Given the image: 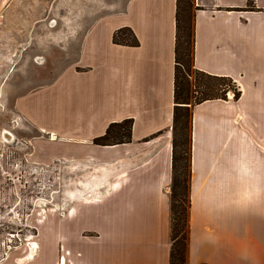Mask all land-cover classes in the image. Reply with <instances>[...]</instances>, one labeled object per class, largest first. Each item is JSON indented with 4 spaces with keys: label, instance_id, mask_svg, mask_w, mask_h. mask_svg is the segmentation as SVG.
Instances as JSON below:
<instances>
[{
    "label": "crops",
    "instance_id": "1",
    "mask_svg": "<svg viewBox=\"0 0 264 264\" xmlns=\"http://www.w3.org/2000/svg\"><path fill=\"white\" fill-rule=\"evenodd\" d=\"M123 5L88 25L58 75L17 97L35 164L93 172L73 212L45 215L59 222L53 257L39 258L52 247L38 234L6 264H169L177 0ZM193 6L194 67L231 77L240 97L192 107L187 264H264V0ZM125 27L135 45L114 43ZM123 120L129 142L94 143Z\"/></svg>",
    "mask_w": 264,
    "mask_h": 264
},
{
    "label": "rangeland",
    "instance_id": "2",
    "mask_svg": "<svg viewBox=\"0 0 264 264\" xmlns=\"http://www.w3.org/2000/svg\"><path fill=\"white\" fill-rule=\"evenodd\" d=\"M125 1L9 0L0 10V264L26 256L38 234L52 247L39 258L53 257L59 222L45 215L73 212L82 182H90L87 177L93 172L91 166L78 162L35 164L27 141L36 131L16 110L17 97L58 75L76 57L75 43L88 25L109 10L121 9ZM21 33L23 40H17L15 35ZM228 95L233 97V92ZM189 131L190 126L182 134L189 136ZM182 164L179 160L178 172H183ZM91 208L84 204L79 213L92 214Z\"/></svg>",
    "mask_w": 264,
    "mask_h": 264
},
{
    "label": "trees",
    "instance_id": "3",
    "mask_svg": "<svg viewBox=\"0 0 264 264\" xmlns=\"http://www.w3.org/2000/svg\"><path fill=\"white\" fill-rule=\"evenodd\" d=\"M193 0H177L176 43L174 65V113L172 148V183L170 185V242L169 264H187L189 236V192L190 138L182 132L190 126L191 107L209 99H226L228 91L233 92V100L240 97V91L231 77L217 76L197 70L193 65ZM114 43L135 45L136 38L128 28H120L114 33ZM132 123L123 120L109 125L104 134L93 141L101 145H113L130 141ZM178 133H177V132ZM180 132V133H179ZM180 134V138L178 135ZM182 154L178 155V148ZM188 148V151H187ZM179 160L183 161L182 171H177ZM188 192V193H187ZM187 197V202L185 198Z\"/></svg>",
    "mask_w": 264,
    "mask_h": 264
},
{
    "label": "bare ground",
    "instance_id": "4",
    "mask_svg": "<svg viewBox=\"0 0 264 264\" xmlns=\"http://www.w3.org/2000/svg\"><path fill=\"white\" fill-rule=\"evenodd\" d=\"M4 136L11 141H15V137L13 135L8 134L7 132H4ZM53 137L54 135L52 134V138Z\"/></svg>",
    "mask_w": 264,
    "mask_h": 264
},
{
    "label": "built area",
    "instance_id": "5",
    "mask_svg": "<svg viewBox=\"0 0 264 264\" xmlns=\"http://www.w3.org/2000/svg\"><path fill=\"white\" fill-rule=\"evenodd\" d=\"M195 3H196V1H195Z\"/></svg>",
    "mask_w": 264,
    "mask_h": 264
}]
</instances>
